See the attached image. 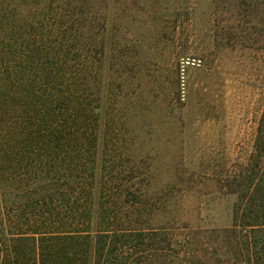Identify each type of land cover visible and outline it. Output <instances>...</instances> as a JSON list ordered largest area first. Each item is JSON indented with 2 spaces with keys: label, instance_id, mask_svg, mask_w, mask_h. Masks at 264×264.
Returning a JSON list of instances; mask_svg holds the SVG:
<instances>
[{
  "label": "trees",
  "instance_id": "16d2710c",
  "mask_svg": "<svg viewBox=\"0 0 264 264\" xmlns=\"http://www.w3.org/2000/svg\"><path fill=\"white\" fill-rule=\"evenodd\" d=\"M110 5L0 0V264H203L190 241L150 221L160 208L145 164L124 157L114 59L102 103L100 38ZM147 81H138L144 91ZM102 108L112 119L104 131ZM255 150L231 191L238 196L234 224L221 233L233 240L241 230L252 233L264 258V117ZM240 252L233 253L241 262Z\"/></svg>",
  "mask_w": 264,
  "mask_h": 264
},
{
  "label": "rangeland",
  "instance_id": "374dc122",
  "mask_svg": "<svg viewBox=\"0 0 264 264\" xmlns=\"http://www.w3.org/2000/svg\"><path fill=\"white\" fill-rule=\"evenodd\" d=\"M110 3L100 38L106 47L100 97L104 103L114 59L121 107L115 120L124 157L145 164L152 177L149 195L156 211L160 208L150 221L183 244L190 241L203 264H264L262 251L252 247V233L241 230L236 240L221 233L234 224L236 180L259 154L264 0ZM148 14L155 19L150 24L143 20ZM145 77L146 91L138 84ZM125 80L132 83L130 90L122 85ZM98 114L104 131L112 119L103 108ZM261 162L264 174V154ZM213 229L215 235H204ZM237 248L241 262L233 253Z\"/></svg>",
  "mask_w": 264,
  "mask_h": 264
}]
</instances>
